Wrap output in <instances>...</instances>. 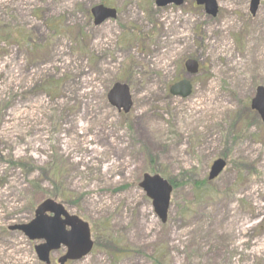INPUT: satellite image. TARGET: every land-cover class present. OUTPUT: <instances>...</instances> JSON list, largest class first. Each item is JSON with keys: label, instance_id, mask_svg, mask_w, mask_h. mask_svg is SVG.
Here are the masks:
<instances>
[{"label": "rangeland", "instance_id": "1", "mask_svg": "<svg viewBox=\"0 0 264 264\" xmlns=\"http://www.w3.org/2000/svg\"><path fill=\"white\" fill-rule=\"evenodd\" d=\"M155 1L0 0V264H42L10 227L47 199L91 228V254L69 264H264V123L250 108L264 1L252 16L251 0H217L216 17ZM99 4L118 16L96 27ZM180 79L187 99L169 94ZM116 84L128 114L108 101ZM219 158L224 172L195 188ZM145 174L177 184L166 224Z\"/></svg>", "mask_w": 264, "mask_h": 264}, {"label": "water", "instance_id": "2", "mask_svg": "<svg viewBox=\"0 0 264 264\" xmlns=\"http://www.w3.org/2000/svg\"><path fill=\"white\" fill-rule=\"evenodd\" d=\"M57 1V0H55ZM263 0L251 1V13L254 15ZM183 0H157L159 8L171 4L180 6ZM197 5L204 6L208 15L215 17L218 13L216 0H197ZM95 26H100L109 19L116 18V10L98 5L91 10ZM188 72L195 74L198 71V64L195 61L186 63ZM192 91L188 81H182L174 85L170 92L174 96L187 98ZM109 102L118 111L123 110L128 113L132 107L129 88L125 85L117 84L108 96ZM252 110L260 115L264 122V87H258L255 98L251 104ZM224 160H217L211 167L209 181L216 179L225 168ZM140 187L146 192L149 199L153 201V207L162 223H166L167 214L170 207L171 186L167 181L159 176L145 175ZM47 213L53 216L49 217ZM64 218V219H63ZM71 230L67 231L66 228ZM12 231L22 232L31 241H44L45 243L35 248L38 258L45 264H50V254L64 246L68 249L66 256L59 260L60 264L67 261H77L87 256L92 248L91 233L89 224L76 216L69 215L61 204L53 200L43 202L36 210L35 219L28 225H19L11 228Z\"/></svg>", "mask_w": 264, "mask_h": 264}, {"label": "bare ground", "instance_id": "3", "mask_svg": "<svg viewBox=\"0 0 264 264\" xmlns=\"http://www.w3.org/2000/svg\"><path fill=\"white\" fill-rule=\"evenodd\" d=\"M247 227L245 226V224L242 225H237L235 223V234L237 235V237H241L244 236V234H246L247 232ZM240 244H242V241L239 242Z\"/></svg>", "mask_w": 264, "mask_h": 264}, {"label": "trees", "instance_id": "4", "mask_svg": "<svg viewBox=\"0 0 264 264\" xmlns=\"http://www.w3.org/2000/svg\"><path fill=\"white\" fill-rule=\"evenodd\" d=\"M169 180V179H168ZM54 181H55V184H57L58 183V179H57V177L54 179ZM169 182H170V184L172 185V187L173 188H175L176 186H177V184H176V182L175 181H173V180H169ZM201 184L203 185V187L207 184L206 183V181L205 182H203V183H196L195 184V188H202V186H201ZM200 196H202V194L200 195Z\"/></svg>", "mask_w": 264, "mask_h": 264}]
</instances>
